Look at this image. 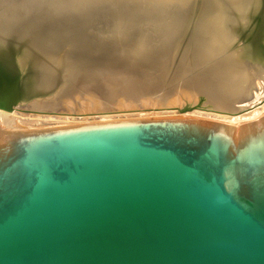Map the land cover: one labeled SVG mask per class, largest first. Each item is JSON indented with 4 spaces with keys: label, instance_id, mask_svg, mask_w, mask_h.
<instances>
[{
    "label": "water",
    "instance_id": "water-1",
    "mask_svg": "<svg viewBox=\"0 0 264 264\" xmlns=\"http://www.w3.org/2000/svg\"><path fill=\"white\" fill-rule=\"evenodd\" d=\"M0 264H264V115L32 129L0 112Z\"/></svg>",
    "mask_w": 264,
    "mask_h": 264
},
{
    "label": "bare ground",
    "instance_id": "bare-ground-1",
    "mask_svg": "<svg viewBox=\"0 0 264 264\" xmlns=\"http://www.w3.org/2000/svg\"><path fill=\"white\" fill-rule=\"evenodd\" d=\"M94 86L106 100L90 110ZM258 91L264 0H0V112L13 123L160 113L233 123L259 116L264 99L245 103Z\"/></svg>",
    "mask_w": 264,
    "mask_h": 264
},
{
    "label": "rangeland",
    "instance_id": "rangeland-1",
    "mask_svg": "<svg viewBox=\"0 0 264 264\" xmlns=\"http://www.w3.org/2000/svg\"><path fill=\"white\" fill-rule=\"evenodd\" d=\"M112 12L110 11V14ZM63 80L65 82H69L70 80L68 78H63ZM92 98L89 101H86L87 104V108L88 109H92L94 103L96 105H99L101 108L102 105H104V102L106 100V93L103 90V88H100L99 86H94V88H92ZM262 91H258V95L257 97H259V100L256 101L255 97L253 96L252 98H249L245 103H248L250 105H253L255 103H258L259 101L261 102V100L264 99L262 93ZM136 98V97H135ZM250 100V101H249ZM95 106V105H94ZM262 115H264V108H260L259 110V116H257L255 119H251L247 121V119L245 120H241L238 122H224V121H219L217 119H213L209 116H205V115H193V116H185V115H179V114H171V113H160V114H149L147 115H138V116H132V117H124V116H116V117H112L105 120H101V118L99 117H94L93 119H88V120H82V119H77V120H61V119H48V118H35L33 116H26V115H18L14 117V123L22 126V127H27V128H32V129H42V128H54V127H64V126H73V125H82V124H93V123H105V122H119V121H134V120H155V119H178V118H182V117H193V118H203V119H207L210 121H214V122H218V123H222L225 125H241L244 123H248V122H252L257 120L258 118H260ZM204 116V117H203ZM16 119V120H15Z\"/></svg>",
    "mask_w": 264,
    "mask_h": 264
}]
</instances>
